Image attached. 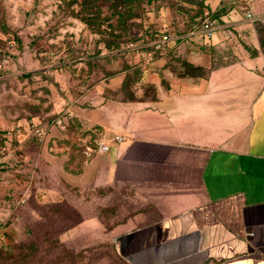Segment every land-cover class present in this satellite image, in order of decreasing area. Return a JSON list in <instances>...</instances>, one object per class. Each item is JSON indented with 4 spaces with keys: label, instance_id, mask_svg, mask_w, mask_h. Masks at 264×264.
<instances>
[{
    "label": "rangeland",
    "instance_id": "obj_1",
    "mask_svg": "<svg viewBox=\"0 0 264 264\" xmlns=\"http://www.w3.org/2000/svg\"><path fill=\"white\" fill-rule=\"evenodd\" d=\"M248 1L0 0V264H125L112 232L132 199L65 181L96 146L74 110H92L104 82L120 99L152 98L145 72L204 75L184 65L189 39L206 19L246 12ZM159 36L170 43L151 59L129 48L148 51ZM29 121L46 132L42 144L29 139ZM15 129L16 141L5 140Z\"/></svg>",
    "mask_w": 264,
    "mask_h": 264
},
{
    "label": "crops",
    "instance_id": "obj_2",
    "mask_svg": "<svg viewBox=\"0 0 264 264\" xmlns=\"http://www.w3.org/2000/svg\"><path fill=\"white\" fill-rule=\"evenodd\" d=\"M247 4L189 39L182 58L204 75L145 72L152 98L104 82L92 110H74L96 146L65 181L132 199L112 232L125 264H264V0Z\"/></svg>",
    "mask_w": 264,
    "mask_h": 264
},
{
    "label": "built area",
    "instance_id": "obj_3",
    "mask_svg": "<svg viewBox=\"0 0 264 264\" xmlns=\"http://www.w3.org/2000/svg\"><path fill=\"white\" fill-rule=\"evenodd\" d=\"M217 29H218V26L216 25V22L214 20L206 19L202 22V25H201L199 30H200V34L206 40H209L216 33ZM169 43H170V38L168 36H159V37L155 38L152 42H149L148 44H144L145 46L141 47L143 49H146L145 47H147L149 49L148 51H142V49L139 50V48H136V47H138L136 45H130L129 48L132 50L136 49V52L139 55L144 56L148 59L149 58L151 59V58H153L154 55H156L160 52L162 53V52L166 51ZM29 122H30V124H29V131H30L29 139L31 141L36 142L37 144H42L46 139V132L44 131V129L42 128L41 125L35 124L33 121H29ZM18 133H19V130H17V129L8 130L4 133L3 137L8 142H13L14 140L16 141ZM122 141H123V138L120 136H115L113 138V142H115V143H121ZM107 150H108V147L104 144L103 141H100L99 145H98V151L99 152H106Z\"/></svg>",
    "mask_w": 264,
    "mask_h": 264
},
{
    "label": "trees",
    "instance_id": "obj_4",
    "mask_svg": "<svg viewBox=\"0 0 264 264\" xmlns=\"http://www.w3.org/2000/svg\"><path fill=\"white\" fill-rule=\"evenodd\" d=\"M184 65H185V67H187L188 69H194V70H197V68H194V67H192L190 64H188L187 62L186 63H184ZM32 142H34V141H32ZM94 142V141H93ZM34 143H36V142H34ZM37 144V143H36Z\"/></svg>",
    "mask_w": 264,
    "mask_h": 264
}]
</instances>
